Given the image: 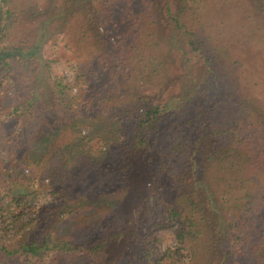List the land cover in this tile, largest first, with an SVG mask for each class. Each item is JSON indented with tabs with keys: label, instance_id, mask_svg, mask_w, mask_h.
Segmentation results:
<instances>
[{
	"label": "trees",
	"instance_id": "obj_1",
	"mask_svg": "<svg viewBox=\"0 0 264 264\" xmlns=\"http://www.w3.org/2000/svg\"><path fill=\"white\" fill-rule=\"evenodd\" d=\"M152 1L48 0L37 15V4L30 0H0V89L20 93L19 82L15 88L13 83L22 78L25 93L1 121L21 114L28 117L22 126L28 127V120L35 118L42 103L49 110V120L64 111L62 107L77 104L79 96L75 101L71 100L73 96L66 98V93L73 87L80 88L82 82L77 63L69 64L73 81L67 82L59 74H50V62L41 56L46 42L68 34L70 40L63 46L70 50L75 45L76 52L87 53L91 58L87 60L85 56L83 64L87 63L82 65L91 67V73L96 71L92 57L99 68L95 79L100 88L89 89L83 98L84 106L107 111L119 123L120 141L113 145L112 152L130 140L128 145L134 151L148 156L149 166L145 170L137 167L139 172L133 175L140 181L150 174V168L155 172L159 182L154 176L148 177L155 185L148 187V194L157 192L168 199L167 217L177 224L176 246L164 251L158 248L156 235L162 225L155 222H150L143 234L138 233L144 228L148 197L129 210L127 218L106 221L97 236H87L79 243L73 236H55L51 227L41 226L50 218L46 215L49 211L65 212L72 198L88 196L86 190H80L86 175L79 172L82 166L71 165L68 155L55 152L47 157L42 175L50 180V194L62 202L53 208L48 203L31 206L34 222L22 218L29 207L27 194L15 190L24 189L22 179L8 174L0 182V264H92L94 260L100 264H264V228L257 229L250 223L253 215L264 211V0H217L210 6L209 0L205 1L204 8L209 12L217 9L219 15L218 21L212 23L231 32L222 34L228 42L222 48L213 44L210 36L200 37L194 12L183 11L191 10L193 4L199 9L200 2L196 0L177 8L169 2L165 4L170 40L167 34L156 36L150 28H145L144 33L136 26L124 42L127 45H121L119 38L115 45L110 44L112 35L118 36L114 31L127 12L137 10L136 21L140 16L153 20ZM99 2L103 6L95 8L93 4ZM209 23L206 19L205 24ZM176 33L181 35L180 44L174 38ZM161 44L176 46L185 66L201 64L207 70L202 82L185 89L179 107L173 105L170 96L162 101H147L129 91L134 85L155 83L162 73V56L168 50L163 52ZM231 54L238 58L233 65L240 62L239 54H244L254 69L249 66L251 70L245 73L247 66L241 61V74L236 73L237 67L228 68L227 74L221 61H228ZM227 85L237 93L236 100L230 103L220 91ZM102 88L117 93L108 110L99 105L100 99L110 98ZM94 101L98 104L91 106L96 104ZM220 103H224L225 113L218 112ZM19 108L23 111L19 112ZM172 116L174 119L165 127L163 123ZM181 116L187 118L177 122ZM52 130L35 141L30 161L41 158L42 146L54 134ZM202 146H207L206 150ZM108 157L100 160L85 156L82 160L83 165L93 162L94 168L104 172L107 189L115 188L122 176V167H115L113 155ZM101 179L97 178V188ZM23 181L32 179L25 177ZM125 187L129 191L131 183ZM124 243L125 249L117 251L118 244Z\"/></svg>",
	"mask_w": 264,
	"mask_h": 264
},
{
	"label": "rangeland",
	"instance_id": "obj_2",
	"mask_svg": "<svg viewBox=\"0 0 264 264\" xmlns=\"http://www.w3.org/2000/svg\"><path fill=\"white\" fill-rule=\"evenodd\" d=\"M30 1L37 4L36 9L39 10L37 11V15L41 13V9L46 6L48 2V0ZM189 1L190 0H183V2H180L179 0H153L152 5H150V10L153 12V20L151 19L152 17H149L148 20H146L144 17L140 16V19H137L136 21V18L139 17L138 11L133 10L132 13L127 12V16L123 18L122 22L118 23L117 28L114 31V34H118V36L112 35L110 44L115 45L117 39L119 38V40L122 41L121 45H127L124 44V42L126 43L128 39H130L129 33L134 31L136 26H140L144 33L147 32L145 28H150L155 31L156 36L166 37L167 34V38L168 36L170 37V21L168 22V14L165 12V4L169 2L177 8L180 5H189ZM196 1L200 2L199 9H196L197 5L193 4L191 10L184 9L183 11L188 12V14L194 12L193 18L197 17L198 19V23L195 28H198L199 31L201 30L200 37L210 36L212 43L217 44L220 48H222L224 43L228 44V42L225 41L226 37L222 34L224 31L225 33L231 32H229L228 29L224 30L223 28H217L212 23L213 21H218L219 15L217 13V9L209 12L207 8H204L206 0ZM216 1L217 0H209L208 6L212 5ZM93 6L95 8H101L103 3L99 2L98 4H93ZM41 17V15L38 16V18ZM206 19L210 20L208 25L205 24ZM63 36L59 35L54 40L46 42L42 46L41 56L45 61L50 62V74H59L67 80V82L73 81V71L70 69L69 64L71 62L73 64L77 63L83 74L81 76L82 82L80 83V88L73 87L72 92L66 93V98L73 96L71 97V100L73 101L76 100V96H79L76 100L77 104L72 105L71 103L62 107V110L64 111L57 114L52 120H49V110L44 107L42 103L39 107H37L38 114L35 118L28 120L29 126L26 127L24 125L22 126V122L28 117L20 116L21 114H13V116H9L7 120L1 121V119H4V115L6 116V114L10 111L11 106H14L16 102L20 101V95L25 94L22 92L23 87L20 84L23 79L18 78V81L13 83L15 88L19 82L20 93H13V89H9L7 91L5 89L6 87L0 89V182L2 179L7 178L8 174H10L14 179L17 177L22 179L20 184L24 189L17 188L15 190L23 191L24 194H27L26 196L29 200V207L25 210L22 218L32 220L34 213L31 206H34L35 208L43 203H48V206L53 208L62 202V200L58 199L56 195L50 194V180L49 178L44 177L42 173L44 167L46 166L47 157L50 154L55 152L64 153L70 157L71 165L82 166L79 169V172H86L84 177L85 184L83 187L79 188L80 190H86L85 192L88 193V196L85 198H72L70 201L71 207H66L64 209L66 210L65 212H58L54 214L56 212L55 210L53 212L49 211L46 215L48 214L50 218L45 220L44 224H41V226L45 228L48 227V229L51 227L55 236H73L79 243L87 236H90L91 238L97 236L100 227L106 221L112 220L113 218H127L129 216V210L133 209L137 203H143L145 201V199H142L143 197H148V209L146 210V216L143 217V220L145 221L144 228L139 229L138 233L143 234V230L146 229L145 227H147L150 222L160 224V226H162L158 229L156 235L158 248L161 251L174 248V246H176L175 233L177 224L172 222L167 217L165 202L167 198L164 200L163 198L165 197L157 192L148 194V187L153 185L152 181H150V178L148 177L154 176L157 182H159V179L156 177L155 172L152 171V168H150V174L144 176V178L140 179V181H138L136 176L133 175L139 172L137 171V167L145 170L149 166L148 156L142 157L139 153L141 151H134L135 149L133 150L132 146L128 145L130 140L126 142L125 146L120 148L119 151L112 152L113 145L115 143H119L120 141L119 123H116L114 119L110 118L107 111H101L100 109L95 110L90 106H84L83 101V98L87 95L86 93L89 89L95 90L100 88L96 82L97 80L95 79V75L99 73V68L96 64L97 60L95 57H92V63L96 71L91 73L90 69L88 70V68L91 67L83 66L87 63L83 64V58L87 56V60H89L91 57L88 56L87 53L81 52L80 54L76 52L77 48L75 45H71L72 43H70V50L69 48L64 47L63 45L65 42H69L70 39L68 34ZM174 38L177 44L181 43L182 38L179 33H176ZM168 39L170 40V38ZM161 46L163 52L165 50H168V52L162 56L164 67L161 68L160 71H162V73L160 72L159 77L155 79V83L147 82L144 86L134 85L129 89V91L132 95H139L147 101L153 99L162 101L166 100L167 97L170 96V98L173 97V105L175 107H179L182 94L185 89L190 88L194 82H202L206 76L207 70L201 66V64H192L189 67L185 66L180 60V51L177 50L176 46L172 45L171 48L165 47L164 44H161ZM233 53L234 52H232V54ZM232 54L228 58V61H221L224 64L221 68H223L224 71L226 70L227 74L229 72L228 68L233 67H237L236 73L241 74V70H238L240 68L239 65L241 61H243L244 65L247 66V68H244L245 73L254 69L253 65L246 62L247 56L244 54H239L240 62L237 61V64L233 65V61L238 58ZM249 66L251 69L248 68ZM257 68L258 70L261 69L259 65H257ZM26 70L28 69H24V71ZM232 76L234 75H231L230 77ZM228 84L230 88L233 85L231 82ZM229 86L227 85V92L224 90V87H221L220 91L221 95L226 96L227 101L230 103L232 100H236L237 93L233 92ZM102 89L107 92V98H110L100 99L99 105H102L101 108H106V110H108L109 103L111 104L114 102V100L111 99L115 97L117 93L113 94L104 88ZM6 91L7 93H4ZM210 96L211 94L208 97L210 98ZM97 104L98 102H96V104L92 103L91 106H96ZM191 110L193 111V107H191L186 114L188 118L191 116ZM18 111L21 112L23 109L20 111L19 108ZM220 111L223 113L226 112L224 103L219 104L218 112L222 114ZM186 118H183L182 116L180 118L178 117L177 122H179V120L181 122ZM173 119L174 116L167 118V120L163 123L164 126L167 127ZM52 128V132L54 131V134L47 137V142L43 144L41 158H35L34 161H30L32 150L35 148V141L42 135L47 134L49 130L51 131ZM206 148L207 146H202L201 149L206 150ZM110 155H113V160L116 161L114 164L115 167H122V170L120 171L122 176L115 188L107 189L106 186L108 184V179L104 177V172L98 167L94 168L93 162L85 163L83 165L82 160L85 156L96 157L100 160L104 158L108 159V156ZM100 165L103 166L104 164L101 163ZM25 177L31 178L32 181H23ZM98 177H102V182L100 181L101 184L99 185L100 188L96 187L99 183L97 180ZM78 178L79 177H77V180ZM14 182L17 183L16 180ZM77 182L80 183L79 180ZM128 182L131 183V189L126 192L125 184ZM153 186L155 187V185ZM122 196L123 198H121ZM73 200H75L74 202L76 203H72ZM72 207L74 208L71 211H68ZM232 215L233 214H231V216ZM229 217L230 214L227 215V219ZM51 220L52 222H50ZM32 221L34 222V220ZM130 221L132 224L133 220L131 219ZM250 223L254 224L257 229L264 228V211L262 210L260 214L257 213L253 215V218H250ZM117 240L119 241V238H117ZM118 246H120V244H118ZM118 246L116 248L117 251L125 249V243L124 246ZM122 247L124 248L122 249ZM220 257L222 258V256ZM71 263L79 264L80 262L71 261ZM91 263L100 264L99 260H94ZM16 264L20 263L17 262ZM137 264H142V261L137 262Z\"/></svg>",
	"mask_w": 264,
	"mask_h": 264
}]
</instances>
